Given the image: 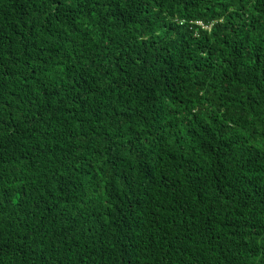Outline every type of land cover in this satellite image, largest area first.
Wrapping results in <instances>:
<instances>
[{
  "label": "trees",
  "instance_id": "16d2710c",
  "mask_svg": "<svg viewBox=\"0 0 264 264\" xmlns=\"http://www.w3.org/2000/svg\"><path fill=\"white\" fill-rule=\"evenodd\" d=\"M0 264H264V0H0Z\"/></svg>",
  "mask_w": 264,
  "mask_h": 264
},
{
  "label": "built area",
  "instance_id": "2783aa9c",
  "mask_svg": "<svg viewBox=\"0 0 264 264\" xmlns=\"http://www.w3.org/2000/svg\"><path fill=\"white\" fill-rule=\"evenodd\" d=\"M198 25L203 26L201 21H195Z\"/></svg>",
  "mask_w": 264,
  "mask_h": 264
}]
</instances>
